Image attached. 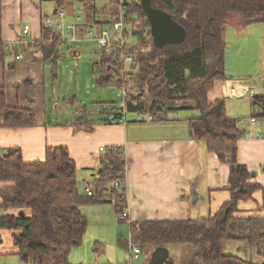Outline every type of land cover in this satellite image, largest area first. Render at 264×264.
<instances>
[{
    "label": "crops",
    "instance_id": "0c3cea01",
    "mask_svg": "<svg viewBox=\"0 0 264 264\" xmlns=\"http://www.w3.org/2000/svg\"><path fill=\"white\" fill-rule=\"evenodd\" d=\"M1 1L2 41L10 50L6 51V56L0 60V87L5 90L8 107L32 111L34 125L8 128L4 125V118L0 116V156L8 149H20L23 161L33 164L44 162L46 150L50 147L67 148L77 168L79 191L85 195V184L88 183L93 190L102 168V161L109 150L122 148L124 151V203L118 207L115 203L106 201L81 208L88 221L87 232L91 233V229L97 228L93 233L97 238L96 245L103 248L108 244L114 246L116 240L121 244L125 232L123 225L126 222L129 227L130 250L132 224L208 219L214 217L231 201L230 165L220 161L218 155L210 152L206 142L194 140L190 135L189 121L200 116L197 109L176 107L166 115H163L164 111L157 114L135 112L134 116L129 117L127 107L125 110H119L123 104L122 100L119 105L111 103L109 106H100V110H97L98 118L93 117L85 106L79 108L74 119L63 118L55 103L58 62H55L54 56L46 58L43 53L48 38L43 39L42 21L44 17H50L44 14L48 0ZM71 1L85 3V0ZM117 3L120 14L122 7L118 0ZM62 8L59 11L64 12ZM59 11L57 6L53 16ZM115 15L109 23L110 26ZM87 16H91L92 20V14ZM259 25L261 24L254 23L245 29L260 32V28H257ZM25 26L30 27V43L20 50L16 44L24 37ZM69 26H73L75 31L64 32L69 33L75 40L79 31L78 25ZM88 27L87 30L91 28ZM104 30L110 29L105 26L99 30L98 36ZM59 35L61 39L62 35ZM257 41L254 45L248 43L241 55V62L236 59L235 54L229 64L226 48L227 79L218 81L208 93L211 102L225 100L228 117L236 119L238 127L245 131V137L238 142V163L246 166L251 172L249 182L260 186L250 200L238 202V212L235 216L245 220L243 236L264 234V103L255 102V99L252 100L248 96L251 89L264 95V34L258 35ZM20 54L22 59H18ZM122 73L123 71H112L107 75L110 83H119L123 90L125 83ZM136 102L137 100L132 103ZM84 109L88 115L87 124L79 126L78 119L85 114ZM114 111L120 119L110 122L108 114ZM149 116L153 119L149 120ZM252 173L256 176L252 177ZM7 186L8 183H0V189ZM121 211L127 213V218L121 217ZM8 213L15 212L0 209V216ZM94 217L97 222L93 220ZM16 234H20V231L0 229V264L5 257H21L15 244ZM236 243L240 245L239 250L242 249L241 259L264 264L262 242ZM77 248L70 254L69 260L72 264H77L73 261V252ZM151 255L145 254L142 249L140 261L148 264ZM124 262H127L126 258L121 264Z\"/></svg>",
    "mask_w": 264,
    "mask_h": 264
},
{
    "label": "trees",
    "instance_id": "16d2710c",
    "mask_svg": "<svg viewBox=\"0 0 264 264\" xmlns=\"http://www.w3.org/2000/svg\"><path fill=\"white\" fill-rule=\"evenodd\" d=\"M54 1L59 11L65 0ZM153 6L170 14L184 27L187 40L181 45L157 47L142 0H131L121 8L125 11L132 37L136 39L125 46L126 53L138 56L131 73L137 72L139 83L149 92L147 101L129 102L127 111L154 114L164 111L163 115H166L175 110L176 102L191 101L193 105L186 108L197 109L200 116L189 121L190 135L194 140L206 142L210 152L230 165L232 197L208 219L132 224L131 239L150 254L157 248L193 245L197 250L188 264H255L225 254L223 250L224 244L230 242L264 244V234L243 236L245 220L235 216L238 202L250 200L260 186L249 182L251 172L238 163V142L245 137V131L238 127L236 119L228 117L225 100L211 102L208 93L218 81L227 79L222 24L234 13L243 14L245 24L264 23V0H153ZM1 11L0 0V60L7 54L2 41ZM43 34L45 40L51 32L43 30ZM128 38L131 40V36ZM56 39L43 47L44 56H54L55 62L59 58ZM114 55L103 50L101 72H105V77L99 80L100 85L110 83L107 75L110 72L125 69L115 63ZM255 102L264 103V97L255 98ZM84 113L78 119L79 126L87 124L85 109ZM0 116L8 128L34 125L32 111L7 106L3 87H0ZM116 117L120 119V116ZM102 163L93 186L94 196H87L79 191L77 168L67 148L50 147L46 150L45 161L33 164L23 161L20 149H8L0 156V183H8L0 189V209L16 213L1 215L0 229L20 231L14 239L19 255L26 263L72 264L70 254L82 245L88 229L81 208L106 201L118 207L124 203L126 160L123 149H110ZM119 182L120 189L116 187Z\"/></svg>",
    "mask_w": 264,
    "mask_h": 264
},
{
    "label": "rangeland",
    "instance_id": "374dc122",
    "mask_svg": "<svg viewBox=\"0 0 264 264\" xmlns=\"http://www.w3.org/2000/svg\"><path fill=\"white\" fill-rule=\"evenodd\" d=\"M46 4L44 14L53 17L54 10L57 9L56 2L48 0ZM62 9L65 13L64 27L78 25L79 31L75 40L69 33L64 31L60 32L61 39L60 36L52 33L47 39L48 42H54L56 38V40L60 39L58 43L56 42L59 58L57 59L58 69L56 72L58 80L55 84V103L58 105V113L62 114L63 118L74 119L78 115L79 108L85 106L93 117L98 118L100 106L104 104L109 106L112 105L111 103L119 105L123 100V90L119 83L111 82L105 86L99 84L101 77H105V72H101L103 69V50L94 40L105 26L107 29H111L109 23H111L113 16L119 13V4L117 0H85V3L82 4L67 0ZM88 14H92V20L90 19L91 16H87ZM244 22L245 16L243 14L234 13L222 24L225 29L229 64L232 63V57L235 54L237 55H235L236 59L241 62V55L244 49L248 47V43L253 45L255 42L258 43V35L264 34V23H260L261 25L257 27L260 28V32H250L249 29L245 28H249L248 26L254 23L247 24L245 27ZM87 26L91 28L88 27L87 30ZM131 31L130 29L129 36H131V40L129 41L132 44L136 39L132 37ZM41 46L43 47V44ZM257 53L258 51L255 52V54ZM136 57L138 60V56ZM236 59L234 58L235 62ZM131 68L130 64L125 65L124 79L137 89L139 92L138 98L141 102L147 101L149 97L148 88L142 87L137 79V72L131 73ZM48 84H50V81ZM192 105L191 101L176 102L175 107H189ZM134 115V113H130L129 117ZM93 220L97 222L96 217ZM126 224L125 222V225H123L125 232L122 243L120 244V241L116 240L114 246L108 244L105 248L96 245L97 238L93 233L97 228L91 229V233L88 231L82 246L73 252V261L77 264H121L126 258L128 262L130 260L129 227ZM223 248L225 254L243 257L242 249L239 250L240 245L236 242L225 243ZM196 250L195 246L189 244L173 245L169 249V257L174 264H188ZM143 251L145 254H150L146 249ZM1 261V264H27L21 257L16 255L5 257ZM135 264L143 263L138 261Z\"/></svg>",
    "mask_w": 264,
    "mask_h": 264
},
{
    "label": "built area",
    "instance_id": "2783aa9c",
    "mask_svg": "<svg viewBox=\"0 0 264 264\" xmlns=\"http://www.w3.org/2000/svg\"><path fill=\"white\" fill-rule=\"evenodd\" d=\"M121 7L124 5H127L131 2V0H118ZM64 12L59 11L56 15L53 17H44L42 21L43 30H48L52 34L59 35L61 31H69L74 32L75 28L73 26H67L64 27ZM24 37H22L16 44V47L20 50L22 48H25L28 46L30 41L28 40V36L30 35V27L25 26L23 31ZM129 34H130V28L128 24V20L126 18L125 11L121 9L120 14L118 16V19L116 22L111 24L110 30H104L100 36L96 37L94 40L98 43L100 48L107 52L108 54L115 53V63L119 64L120 66L125 67L126 64H130L131 66H134L137 62V57L134 54L126 53V44H128L129 41ZM60 36V35H59ZM5 45V44H4ZM10 50L9 46L5 45V51ZM22 54L18 55V59H22ZM123 75L125 74V71L123 70ZM125 83V86L123 87V104L121 107H119V110H125L127 107V104L129 102H134L135 100H139L138 95L139 92L136 88L133 87V85L130 82H126V80H123ZM248 96L250 99H255L257 97H264V95L258 94L256 90H249ZM104 110H109L108 108H103ZM102 109V110H103ZM118 111V110H117ZM117 112H112L111 114H108V120L111 122H114L117 120ZM124 119V118H123ZM121 119V120H123ZM149 120H152L153 117L149 116ZM103 151V149H101ZM116 187L119 189L121 188L120 182L116 184ZM85 192L87 196H94V191L92 188L88 185V183L85 184ZM121 217L127 218V213L125 211H121ZM130 260L128 262H125L123 264H135V262H138L141 260L142 256V249L134 244L132 241H130ZM149 260V259H148Z\"/></svg>",
    "mask_w": 264,
    "mask_h": 264
},
{
    "label": "water",
    "instance_id": "95a60500",
    "mask_svg": "<svg viewBox=\"0 0 264 264\" xmlns=\"http://www.w3.org/2000/svg\"><path fill=\"white\" fill-rule=\"evenodd\" d=\"M144 13L149 21L153 42L157 47L168 44L181 45L187 40V32L173 17L153 6V0H142ZM256 174L252 173V177ZM148 264H173L169 260V250L157 248L151 255Z\"/></svg>",
    "mask_w": 264,
    "mask_h": 264
}]
</instances>
